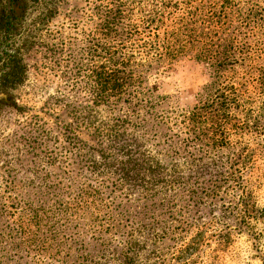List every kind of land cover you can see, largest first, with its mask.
<instances>
[{
	"label": "trees",
	"instance_id": "trees-1",
	"mask_svg": "<svg viewBox=\"0 0 264 264\" xmlns=\"http://www.w3.org/2000/svg\"><path fill=\"white\" fill-rule=\"evenodd\" d=\"M80 1L91 28L80 30L77 53L64 40L40 52L79 103L55 91L35 112L22 57L41 30L23 14L15 53L9 16L0 32V110L17 117L1 139L0 264H103L118 246L119 264H135L145 229L152 246L176 234L196 199L241 181L255 153L264 157V66L254 64L264 47L246 41L264 26V0H163L141 25L119 0ZM29 2L41 5L43 25L61 1ZM185 57L208 81L171 105L156 80ZM238 67L244 83L228 76ZM148 124L169 136L156 141Z\"/></svg>",
	"mask_w": 264,
	"mask_h": 264
},
{
	"label": "rangeland",
	"instance_id": "rangeland-1",
	"mask_svg": "<svg viewBox=\"0 0 264 264\" xmlns=\"http://www.w3.org/2000/svg\"><path fill=\"white\" fill-rule=\"evenodd\" d=\"M60 1L55 14L45 21V24L37 25L42 12L41 5H32L29 0H0V32L6 23L7 16L14 25L12 38L15 43L11 53H15L18 39L22 34L20 19L23 14L29 15L28 18H24L27 19L26 26L32 24L41 30L30 35L33 45L22 57L27 71L25 85L30 87L26 88L29 105L35 112L39 111L49 97H55V91L65 95L67 101L63 103L73 102L75 98L76 103L81 101L78 99L80 94L61 89L60 82L49 75L45 62L41 58V50L50 46L51 43L56 44L58 40H64L65 43L69 41L70 51L77 53L80 48V30L86 31L91 28V23L85 18L84 5L80 0ZM119 1L132 13L131 19L134 25H141L146 15L155 6L161 7L163 3V0ZM180 8H184L183 4H180ZM247 32L248 43L252 45L261 41L264 47V26ZM49 34L52 35V40ZM144 36L146 34L141 35L140 38L143 39ZM254 64L257 67L264 66V50ZM244 71L239 67L234 68L228 76L236 74V81L241 83L240 79H242L244 83L247 80ZM156 81L170 96L169 103L175 105L179 99L186 97L191 100L199 93L203 85L207 83L208 76L198 64L185 57L171 65H164ZM247 89L251 92L252 86L248 85ZM12 93L15 99L18 94ZM63 108V105H60L58 109L63 110ZM59 115L65 118L63 111ZM16 120L17 117L13 111L6 108L0 110V149L1 139L7 138L16 130ZM146 127L151 134H157L156 141L164 142L165 137L169 136L162 127L151 124ZM175 143L176 141L173 140V144ZM252 160V164L244 171L241 181L237 183L229 181L216 196L206 198L201 196L196 199L195 206L191 207L190 213L186 215L187 225L181 226L180 230L183 232L177 230V233L172 236L170 234L166 235L167 237L163 236V240L156 246H152L151 232L147 229L139 234L140 242H138L142 249L138 253L139 260L135 264H264V157L257 152ZM224 161V157L221 158V163ZM22 166L23 169H18L17 173L19 180H25L27 177L25 173L27 166L25 163H22ZM17 168L18 166L15 167ZM141 219L142 217L139 218ZM147 223L148 221H144V224ZM196 233L201 235L193 241L195 243H191ZM158 234L161 235V232ZM96 251L97 248L93 251L90 249L94 255ZM110 251L114 254L105 257L108 263L105 261L102 263L119 264L122 255L121 246L113 247Z\"/></svg>",
	"mask_w": 264,
	"mask_h": 264
}]
</instances>
